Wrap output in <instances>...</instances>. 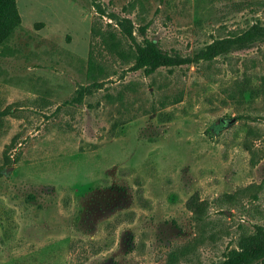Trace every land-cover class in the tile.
<instances>
[{
	"label": "rangeland",
	"instance_id": "rangeland-1",
	"mask_svg": "<svg viewBox=\"0 0 264 264\" xmlns=\"http://www.w3.org/2000/svg\"><path fill=\"white\" fill-rule=\"evenodd\" d=\"M11 13L0 264H223L264 241V0H15ZM148 44L177 64L138 66Z\"/></svg>",
	"mask_w": 264,
	"mask_h": 264
},
{
	"label": "trees",
	"instance_id": "trees-1",
	"mask_svg": "<svg viewBox=\"0 0 264 264\" xmlns=\"http://www.w3.org/2000/svg\"><path fill=\"white\" fill-rule=\"evenodd\" d=\"M15 0H0V21L9 17L13 9ZM263 32L260 27H253L241 39L244 41L252 40L256 35ZM109 39H112L109 37ZM223 41L215 43L214 46H222ZM112 48L119 50V43L112 42ZM137 65L140 67L151 66L157 68L160 66H172L177 64L174 59L163 54L154 44H148L144 47H138ZM264 254V241H252L248 246L242 248L241 251L231 254L223 264H247L252 258H257Z\"/></svg>",
	"mask_w": 264,
	"mask_h": 264
},
{
	"label": "water",
	"instance_id": "water-1",
	"mask_svg": "<svg viewBox=\"0 0 264 264\" xmlns=\"http://www.w3.org/2000/svg\"><path fill=\"white\" fill-rule=\"evenodd\" d=\"M235 121H236L235 118H233V119H231V120L224 121V122H225L224 125L227 126V125H229V124H231V123H233V122H235Z\"/></svg>",
	"mask_w": 264,
	"mask_h": 264
}]
</instances>
